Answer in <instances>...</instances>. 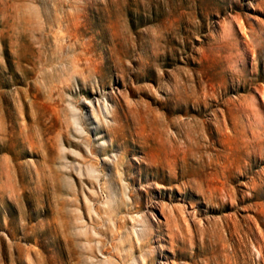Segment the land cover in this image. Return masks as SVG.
<instances>
[{"label":"rangeland","instance_id":"1","mask_svg":"<svg viewBox=\"0 0 264 264\" xmlns=\"http://www.w3.org/2000/svg\"><path fill=\"white\" fill-rule=\"evenodd\" d=\"M0 264H264V0H0Z\"/></svg>","mask_w":264,"mask_h":264}]
</instances>
